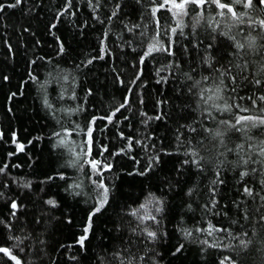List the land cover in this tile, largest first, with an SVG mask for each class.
<instances>
[{
    "label": "trees",
    "instance_id": "1",
    "mask_svg": "<svg viewBox=\"0 0 264 264\" xmlns=\"http://www.w3.org/2000/svg\"><path fill=\"white\" fill-rule=\"evenodd\" d=\"M156 6L23 0L0 12V247L21 264H264V125L232 127L238 116H264V83H253L264 81V10L236 6L251 17L241 23L190 4L181 28L167 9L153 16ZM156 43L174 54L145 57ZM221 79L228 110L200 99ZM93 159L110 169L94 173ZM101 181L107 203L81 248ZM209 225L227 231L210 236L201 231ZM0 264L14 261L0 253Z\"/></svg>",
    "mask_w": 264,
    "mask_h": 264
},
{
    "label": "snow or ice",
    "instance_id": "2",
    "mask_svg": "<svg viewBox=\"0 0 264 264\" xmlns=\"http://www.w3.org/2000/svg\"><path fill=\"white\" fill-rule=\"evenodd\" d=\"M23 2V0H14V3H10L8 5H4V4H0V12H3L5 7H11L14 8L18 5H20ZM89 2L91 3V0H89ZM157 6L154 7L152 9V15L155 16L156 13L158 11H160L161 9H167L168 11H172V9H179L181 10L180 13H176L173 12V15H187L188 11L186 6L187 5H195L198 8H203L205 7V5H207L208 7H211V5H215L218 9L219 12L217 13L220 16H225L226 14H231V16L235 19H237L239 22H243V17L244 16H249V12H244L241 11L240 15L238 16L237 11H236V6H239L241 9H247V10H251V11H261L264 10V0H155ZM68 4L69 6L71 5V0H68ZM116 13L113 12L112 15L114 16ZM202 18V16L200 17ZM249 19L251 20V17L249 16ZM198 22V21H197ZM157 23H159V21H157ZM251 23H256L255 20H252ZM259 24L264 26V18H261L259 20ZM52 27H55V25H53ZM177 27H181L182 28V22L177 24ZM172 33L176 32V28H172L171 29ZM209 47H211V45H209ZM239 47H243L242 45H240ZM167 51L169 55H173V51L171 48V45H169L167 48L165 49H161L156 47L155 44L150 45L147 49V51L144 53V56H149L151 55L154 51ZM61 51H63V47L61 46ZM101 59L103 58V56L100 57ZM92 61L89 60L88 63H91ZM141 64L144 63V57H141ZM215 71H220L219 69H216ZM220 75L221 77H224L226 75H231V70L230 69H224L223 71H220ZM191 78V77H189ZM5 79H7V77H5ZM205 80H207V77H204ZM231 79L233 81V84L235 83L236 77L235 76H231ZM199 82H197L198 84ZM254 85L255 86H260L262 83H264V81H261L260 79H256L254 80ZM226 86L224 85V80L221 79L219 81V84L216 85L215 88H207V89H201L200 91V99L203 100L205 103H208L209 101H218V100H224V97L222 95L224 88ZM233 92L236 91V88L233 87L231 89ZM131 91V89H130ZM205 92L211 93L210 95L205 96ZM15 95V94H13ZM241 99H243V97H241ZM248 99L252 100L253 104L256 103V98L254 97H248ZM258 99L260 101H264V95H261L258 97ZM127 103V101H125V104ZM125 104H121L119 108L116 109V112H119L121 108L125 107ZM212 107H215L217 110H220L221 105L217 104V103H213L211 105ZM232 105H229L227 103L226 100H224V104H223V109L224 110H228L229 108H231ZM236 107L239 109V111L241 112H246L248 111L247 108L241 107L240 105H236ZM113 116H115V112H113L111 115H109L107 117V120L109 122L112 121ZM149 119H162V116L157 115L156 117H149ZM244 121H254V125L255 124H260V125H264V116L261 117H253V116H238L237 119L235 120V123L232 124L233 128H236L237 125H240L242 122ZM95 124V118L90 122V126L87 130V135H88V149H87V153L91 154V145H92V132H93V128L91 127V125ZM240 129L237 128V131H239ZM190 131L192 132H196L197 129L195 127L190 128ZM2 135V134H0ZM59 135V133L57 134ZM217 136H220L221 133L217 132L216 133ZM13 142L15 143V134H13ZM139 143V141H137ZM61 143L63 144L64 141L61 140ZM223 140H221V144H223ZM131 145V138H129V146ZM242 147V146H241ZM24 145L22 144H18V150L19 151H23ZM104 151H107V148L105 147ZM264 154V150H262V153ZM193 156L198 155L197 153L193 152L192 153ZM200 159H203V157H201ZM192 163H196L199 164V160L193 159L191 161ZM245 164L248 163V161H244ZM90 165L93 169L98 170V172L103 171V170H108L110 169L111 165L104 163L102 169L99 168V166L101 165V162L99 160H91L90 161ZM7 168V164L3 165V167H0V172H3L5 169ZM254 171V170H253ZM143 174V173H141ZM217 175H219V173H217ZM240 175L243 176H247L248 172H241ZM222 183V181H221ZM98 187L103 189V194L102 197L99 201V205L95 208V210L90 213L89 215V222L87 227L84 228V234L81 235L78 240L77 243L80 245L81 248H83L85 246V241L88 239V233L91 229L92 226V217L96 215V213L100 212L101 209L104 207V205L107 203V194H108V189L105 187V185L103 184V182L101 181L98 184ZM243 191L245 193H247L249 196L252 195V189H250L249 187H244ZM0 195H2V193H0ZM48 204L55 206V201L53 200H49ZM215 206V205H213ZM145 205H141V208H144ZM11 208L13 210H16L18 208V205L15 201H13L11 203ZM157 211H159V209H157ZM13 215H15V212H13ZM147 219H150L152 221L156 220V217L154 215H152L151 213H148L146 216ZM262 220H264V216L261 217ZM146 234L149 238L155 239L157 236V233L155 231H149L147 229H145ZM201 231H207L208 235H213L214 232H224L227 231L226 229H218L215 228L212 225H209L208 229L206 230H201ZM186 235H191V233H186ZM19 239V238H17ZM204 243H208L207 241H204ZM245 241H241V245L246 246ZM179 251V249H178ZM0 253H3L5 255H7L11 260L14 261V264H21V261L12 253V251L7 248V247H0ZM226 261L229 262V264H235V261H232L230 257L225 256L221 261L220 264H226Z\"/></svg>",
    "mask_w": 264,
    "mask_h": 264
},
{
    "label": "rangeland",
    "instance_id": "3",
    "mask_svg": "<svg viewBox=\"0 0 264 264\" xmlns=\"http://www.w3.org/2000/svg\"><path fill=\"white\" fill-rule=\"evenodd\" d=\"M187 6H188V5H187ZM187 6H186V8H187ZM173 12L180 13L181 10H179V9H174V8H173L172 11H171V14H172V15H173ZM173 17H174V20H175L177 23H181L185 16H184V15H173ZM155 45H156V47H158V48L161 47L158 43H156ZM149 46H150V45H149ZM149 46H148V47H149ZM99 168H100V167H99ZM92 170H93L94 173H99L98 170H96V169H93V168H92Z\"/></svg>",
    "mask_w": 264,
    "mask_h": 264
}]
</instances>
